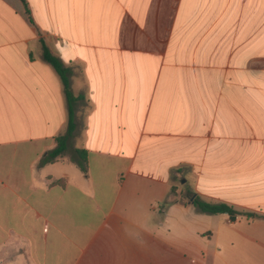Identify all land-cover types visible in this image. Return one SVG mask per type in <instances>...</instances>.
Returning <instances> with one entry per match:
<instances>
[{
  "label": "crops",
  "instance_id": "obj_1",
  "mask_svg": "<svg viewBox=\"0 0 264 264\" xmlns=\"http://www.w3.org/2000/svg\"><path fill=\"white\" fill-rule=\"evenodd\" d=\"M25 1L0 0V264H264V0ZM42 43L81 97L46 165Z\"/></svg>",
  "mask_w": 264,
  "mask_h": 264
},
{
  "label": "trees",
  "instance_id": "obj_2",
  "mask_svg": "<svg viewBox=\"0 0 264 264\" xmlns=\"http://www.w3.org/2000/svg\"><path fill=\"white\" fill-rule=\"evenodd\" d=\"M21 2L25 6L26 13H28L26 1L21 0ZM42 49H43V55H42L43 60L56 72V74L59 76L61 80L68 106V123H67L66 132L63 135L56 137L55 148L49 151L45 155V157L40 161V165H46L53 163L55 160H57L59 157H61L66 153L68 149V142L72 137L73 131L75 129L74 106L79 100H81V97L73 96V94L70 91L69 70L62 65V63L57 57H55L50 53L48 48L43 43H42ZM71 160L78 166V168L83 173H86V154L84 151L74 150L71 155ZM192 204L196 208H198L202 213H207V214L226 213L230 216L231 219H234V217L238 215V213L232 207L224 204H210L200 201L199 199H194ZM245 216L252 217L253 215L246 214Z\"/></svg>",
  "mask_w": 264,
  "mask_h": 264
},
{
  "label": "rangeland",
  "instance_id": "obj_3",
  "mask_svg": "<svg viewBox=\"0 0 264 264\" xmlns=\"http://www.w3.org/2000/svg\"><path fill=\"white\" fill-rule=\"evenodd\" d=\"M75 144H76V139L71 142V146H75ZM179 188H180V185H179V183H177L175 189L178 190ZM187 192H188V190H187Z\"/></svg>",
  "mask_w": 264,
  "mask_h": 264
}]
</instances>
